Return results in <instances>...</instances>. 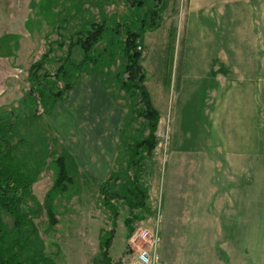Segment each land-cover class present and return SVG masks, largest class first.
Masks as SVG:
<instances>
[{"label": "crops", "instance_id": "0c3cea01", "mask_svg": "<svg viewBox=\"0 0 264 264\" xmlns=\"http://www.w3.org/2000/svg\"><path fill=\"white\" fill-rule=\"evenodd\" d=\"M189 5L185 18L195 29L185 33L184 28L183 36L194 44L188 52L199 64L206 62L216 87L203 90L210 108L206 104L183 113L185 101L201 82L176 79L175 107L168 115L160 103L166 82H145L158 122L168 116L167 132L180 135L186 116L185 132L192 134L188 146L168 141L162 160L161 197L156 202L159 261L264 264V0H189ZM200 19L211 20L212 26L195 23ZM192 65L197 69L194 60ZM94 76H79L50 112L61 152L81 175L102 184L111 174L124 113ZM223 97L227 107L219 109Z\"/></svg>", "mask_w": 264, "mask_h": 264}, {"label": "rangeland", "instance_id": "374dc122", "mask_svg": "<svg viewBox=\"0 0 264 264\" xmlns=\"http://www.w3.org/2000/svg\"><path fill=\"white\" fill-rule=\"evenodd\" d=\"M101 3L102 12L109 18H122L127 12L128 6L125 0H104ZM99 6L95 0H0V110L9 111L13 108L20 110L22 115L23 112L25 114L30 112L31 105L27 102L25 94L30 86L27 80L30 64L43 60L38 73L45 70L53 74L60 62L56 58L63 57L65 53L68 35L78 29L84 23V19L97 20L101 8ZM189 11H191L189 0H162V8L158 11L157 27L147 29L143 33L141 64L145 71V82L147 84L154 79H162L166 82V91L162 94L160 103L164 106L163 113L166 109L168 115L169 111L175 107L176 91L173 83L176 79H199L201 82V88L193 95V98L185 101L186 107L183 106V113L191 108L204 107L206 104H208L206 108H210V98L203 100L205 96L203 90L208 85L216 87L212 84L214 73L205 66L206 62L199 64L195 58L193 59V54L188 52L190 48L194 50V44L189 36H183L184 28L185 33L195 29L191 21L185 18ZM222 19L218 21L221 26L219 28L223 27ZM195 23H202L203 27L212 26L209 19H200ZM57 42H62L63 46L58 48ZM101 44L103 41L96 44V48L99 49ZM78 57V55L72 56L75 60ZM193 60L197 69L192 65ZM119 61L118 57L112 61H104V66L96 71L101 75L103 84L107 86L113 105L125 114L126 96L111 78L118 68ZM190 68L192 70L188 72ZM67 69L70 71V68ZM85 70L82 69L81 74L73 78L74 82L81 75H95L84 72ZM57 85L60 86L61 82ZM223 98L221 106L218 103L219 109L227 107L226 99ZM44 109L45 107H41V104H36L35 118L31 124L26 125L30 131L45 135L48 149L54 152V157L61 153L59 147L61 144L55 136L51 112L43 113ZM167 117V123L159 121L157 125L158 146L152 151L150 157L143 154L144 158L140 159L136 174V166L128 165L127 157L132 155L136 158L141 155L138 152L132 154L136 151L132 143L137 139L140 119L130 122H127V119L124 122L123 118L121 131L119 135H116L117 146L111 163L112 179L108 183V195L118 189L125 179L124 174L127 177L135 175L149 191L150 206L147 204L148 208L144 206L132 210L136 219L132 226L150 227L155 222L158 226L160 225L159 205L156 202H159L161 197V183L164 175L162 160L168 148V141L172 140L174 144H180L183 141L181 146H188L190 141L192 142V134L185 132V129L189 128L187 123L189 119L186 120L187 117L183 116V123L179 127L180 135L177 136L178 133H175L172 136V132L171 134L167 132ZM190 118H193L192 115ZM194 118H199V115L195 114ZM175 139L180 141L176 143L173 141ZM51 158L46 159V164L42 166L37 179L31 186L32 194L39 203L42 202L46 191L53 183L55 165L50 162ZM69 174L72 181L67 185V189L52 195L50 199L55 219L54 225L49 226L44 207L33 217L38 235L43 241L44 251L49 254L51 262L53 264H104L100 259L99 239L102 234H104L103 238L110 237L109 232H112V236L105 255L111 262L125 257L126 227L123 221L128 217L129 212L124 201L118 198L109 201L115 209L113 213L101 201L99 191L101 182L81 175L77 167ZM3 220L8 224L10 222L6 216Z\"/></svg>", "mask_w": 264, "mask_h": 264}, {"label": "trees", "instance_id": "16d2710c", "mask_svg": "<svg viewBox=\"0 0 264 264\" xmlns=\"http://www.w3.org/2000/svg\"><path fill=\"white\" fill-rule=\"evenodd\" d=\"M95 1L101 7L99 18L84 19V23L68 35L65 53L63 57L56 58L60 62L53 74L45 70L38 73L43 60L30 64L27 79L30 86L25 93L27 102L31 105L30 112H23L22 115L20 110L13 108L0 112V264H53L49 254L44 251L33 217L44 207L49 226L54 225L51 196L67 189L72 181L69 172L74 171L75 166L64 151L53 157L54 152L48 149L45 135L30 131L26 124H31L35 118L36 104L45 107L43 113L50 112L53 105L63 99L72 88L73 78L81 74L82 69L101 78L96 70L101 69L105 62L119 58L118 68L111 78L126 96L123 121L140 119L137 139L132 143L136 151L132 154L138 152L141 155L136 158L132 155L127 157V164L136 166L135 174L139 169L140 159L144 155L150 157L156 146L155 132L159 117L145 86V71L141 61L143 33L157 27L162 0H125L127 12L117 19L109 18L102 12L101 2L104 0ZM101 41L103 44L99 49L96 48V44ZM57 45L61 48L63 43L57 42ZM74 55L79 56L77 60L72 58ZM89 66L91 71L87 69ZM58 82H61L60 86L57 85ZM48 157H52L50 162L54 163L55 172L53 183L41 204L32 194L31 186ZM111 176L110 174L99 187L101 201L113 213L115 209L109 201L113 198L124 201L129 212L123 221L127 237L136 221L132 210L147 207L148 190L135 175L127 177L124 174L125 179L118 189L108 195L107 187ZM4 216L9 218V224L3 220ZM109 233L112 236V232ZM102 236L99 239L102 263L117 264L105 255L111 236Z\"/></svg>", "mask_w": 264, "mask_h": 264}, {"label": "built area", "instance_id": "2783aa9c", "mask_svg": "<svg viewBox=\"0 0 264 264\" xmlns=\"http://www.w3.org/2000/svg\"><path fill=\"white\" fill-rule=\"evenodd\" d=\"M156 132L155 136L157 139L159 134L157 133L156 135ZM157 143L156 146H158ZM158 246L159 232L157 222L150 227L134 225L132 231L126 237L124 246L126 256L118 258L114 262L117 264H160Z\"/></svg>", "mask_w": 264, "mask_h": 264}]
</instances>
